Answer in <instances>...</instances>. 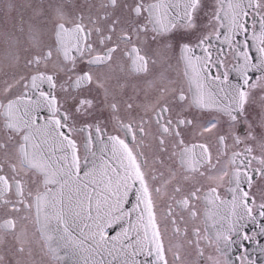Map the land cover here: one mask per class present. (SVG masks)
I'll use <instances>...</instances> for the list:
<instances>
[{"label":"snow or ice","instance_id":"obj_1","mask_svg":"<svg viewBox=\"0 0 264 264\" xmlns=\"http://www.w3.org/2000/svg\"><path fill=\"white\" fill-rule=\"evenodd\" d=\"M0 41V264L264 253V0H0Z\"/></svg>","mask_w":264,"mask_h":264},{"label":"flooded vegetation","instance_id":"obj_2","mask_svg":"<svg viewBox=\"0 0 264 264\" xmlns=\"http://www.w3.org/2000/svg\"><path fill=\"white\" fill-rule=\"evenodd\" d=\"M4 50L5 45L2 41H0V63H2L4 60ZM200 226L203 229V219H201L200 221ZM247 231L251 234V232L253 231H258V228L256 225L249 223ZM261 244L264 245V238H261ZM245 248L247 249V253H245L244 250L239 247V245H234L233 248L229 251L227 257L219 253H214L212 249H206V254L212 253L216 255L220 260L229 259L230 261H232V264H240V260L243 259L246 255L247 259L254 261L255 264H264V253H261L256 244L245 243ZM36 259L39 260L40 256L38 255ZM47 259H49L50 261V257H48ZM50 264H55V262L50 261Z\"/></svg>","mask_w":264,"mask_h":264}]
</instances>
